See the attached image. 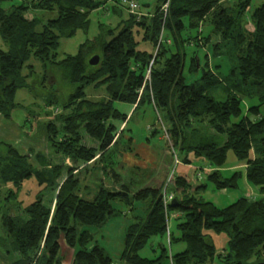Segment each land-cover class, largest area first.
Instances as JSON below:
<instances>
[{
	"label": "trees",
	"instance_id": "16d2710c",
	"mask_svg": "<svg viewBox=\"0 0 264 264\" xmlns=\"http://www.w3.org/2000/svg\"><path fill=\"white\" fill-rule=\"evenodd\" d=\"M6 1L0 0V39L6 46L0 49V116L9 119L21 107L15 102L18 90L31 89L33 84L43 87L45 80L52 83L55 72L63 73L67 86H61L66 89L61 91L52 88L50 97L44 99L45 106L59 104L62 110L44 128L52 156L65 164H53L43 154L33 153L30 156L38 165L34 167L28 155L11 145L0 153V201L6 204L0 217V264H61L62 244L72 251V264H114L93 234L78 233L77 226H103L115 216L114 204L123 201L121 196L128 206L133 199L145 201L146 214L128 225L119 264H161L167 255L160 243L155 259L139 256L152 237L167 238L169 245H185L183 251L169 256L170 264H211L215 257L224 264L264 263V3L245 20L251 0H154L150 15L138 9L114 29L101 25L95 37L78 46L75 55L59 60L61 39H70L78 31L86 33L89 13L107 8V3L113 15H121V0H22L5 12L1 5ZM165 4L164 18L161 9ZM31 10L54 11L57 17L45 22L37 16L28 19ZM204 20L212 26L206 36L198 30ZM140 43H148L151 51L139 50ZM207 45L213 55L223 47L233 51L234 78H219L209 67L207 54L201 60L194 51L188 71L200 67L202 74L186 84V48ZM93 56L99 57L96 66L88 64ZM33 59L44 68L40 84L31 80L36 75L30 63ZM219 84L227 90L221 102L208 95ZM86 87L103 89L104 96L90 99ZM245 99H255L257 104L242 107ZM115 102L132 106V114L146 104L156 112L161 110L174 155L185 165L191 158L205 160L211 169L204 175L206 183L192 185L186 175H171L169 193L174 194V207L172 202L163 204L162 189L150 187L128 195L101 186L91 199H84L79 175L88 171V165H101L117 177L105 162H114L126 132L121 125L130 118L114 108ZM157 133L152 129L150 136ZM84 139L95 145H86ZM229 150L243 163L244 172L223 177L220 169ZM110 154L113 159L108 161ZM242 177L258 188L260 198L242 197L218 208L195 197L208 184L217 191L237 189ZM31 179L37 194L22 207L18 197ZM48 194L53 198L47 203L44 197ZM170 214L178 220V237L168 228ZM207 231L226 235L222 253L217 254L215 245L206 239Z\"/></svg>",
	"mask_w": 264,
	"mask_h": 264
},
{
	"label": "rangeland",
	"instance_id": "374dc122",
	"mask_svg": "<svg viewBox=\"0 0 264 264\" xmlns=\"http://www.w3.org/2000/svg\"><path fill=\"white\" fill-rule=\"evenodd\" d=\"M21 1L22 0L6 1L2 3L1 8L5 12H9L12 7L20 4ZM135 2L139 5V13H146L144 14L146 16L152 13L154 0H135ZM263 3L264 0H251L250 6L245 12L243 18L249 20L252 11ZM106 5L107 8H101L89 13V27L86 33L78 31L74 37L60 40V46L58 49L59 60L67 55H75L78 46L84 41L95 37L101 25L114 29L121 20L128 18L129 11L126 8H121V15H113L109 3ZM34 16L39 17L45 22L48 19L56 18L57 13L54 11L32 12L31 10L26 15L28 19H31ZM139 16L141 15L139 14ZM211 28L212 26L209 23V20H204L202 26L198 30L202 31V36H206L210 33ZM212 40L215 41L216 37L212 36ZM0 49L6 50V46L1 39ZM138 49L151 51V47L148 43H140ZM194 51H197L201 60H203L204 54H207L209 58V67L219 78L223 79L228 75H230L232 79L234 78L231 75L234 66L233 60L235 59L233 51L223 47L219 54L213 55L212 47L210 45H207L204 48L187 47L185 51V67L183 69V77L186 84H191L200 78L202 74V68L200 67H196L195 72L188 71L189 59ZM30 63L34 66L36 74L35 76L33 75L31 80L33 83L37 82L40 84L43 79L44 68L39 61L34 59L31 60ZM215 66L218 67L215 68ZM49 71L50 70L48 69L47 72ZM62 74L55 72L52 78L53 82L51 83L50 81L45 80L43 87L33 84L31 89H20L16 92L15 102L19 103L21 107L12 111L9 119L0 117V153L4 154L6 152L5 145H11L21 155H28L27 160L34 167H38V165L34 162L33 157L30 156L33 153L43 154L50 158L53 164L64 163L62 162V158L52 156L51 150L46 141V132L44 128L47 122L53 120L55 116L62 112L59 104L58 106L55 105V107H53V105L52 107L44 105V99L50 97L52 88L58 89L59 87L60 91L66 90L65 88L67 85L62 78ZM30 81H28V83H30ZM61 86L65 88H61ZM225 86V84H219L217 87L211 88L208 91V95L215 101H224L227 96ZM85 92L88 98L93 100L104 96L103 89L96 90L91 87H86ZM65 94L66 93H64V95ZM242 103V107H244L246 105L257 104V101L255 99H245ZM55 108L58 110L57 113H54ZM114 108L124 114H128V117L130 118L127 124L121 125V128L124 126L126 127V132L124 133V139H122L119 144V153L114 159V162H105L107 163L106 167L112 168L117 177H114V174L109 170H103L101 165H88V171L82 170L83 172L79 175L81 178V195L84 199H91L101 186H104L110 191H124L127 192L128 195H133L137 191L147 187L159 188L162 189L163 192V185L171 175H186L191 181V184L195 185L196 169L203 172L204 175L210 171L208 167L209 164L203 159L191 158L192 161L190 165L180 163L181 159L176 154L177 157L174 155V152L171 150L172 146L169 136L164 131V126L165 129L167 127L165 125V120H162L164 115L161 110L156 112L152 105L146 104L132 114V106L119 102L114 103ZM47 111L50 112V115L45 114ZM152 129L158 130L159 133L155 136H150V131ZM130 137L133 139L132 143L126 141ZM83 142L89 146L95 145L88 139H84ZM128 147L131 148L130 151H128ZM176 158L177 160H175ZM110 159H113L112 154L107 155V160L110 161ZM175 162H178L177 165ZM66 165L69 167L72 166L70 161H66ZM220 171L223 177H229L233 172L243 173L244 165L242 162H238L232 151L229 150L227 152L225 163ZM204 175L199 183L205 182ZM33 182L34 179L26 181L21 194L18 197V202L21 201L22 207L31 203L35 199L37 188L34 186ZM125 187H127V189ZM8 188H10V186L2 188V190ZM170 191L171 189L167 187L165 193ZM195 197L204 201H209L218 208H225L239 198L245 197L249 200H255L260 198L261 195L259 194L257 187L250 185L246 179L242 177L238 182L237 189L217 191L213 189L212 185L208 184L207 189L197 191ZM1 198L2 194H0V199ZM52 198L53 195L48 194L44 197V200L48 203ZM119 198L123 201H115V216L111 217L103 226H77L78 233L82 230H87L93 234L95 243L105 249L106 253L113 258L114 264L120 263L119 258L123 251L124 236L128 225L134 223L139 218H143L146 214L145 201H137L133 199V203L128 206L124 205V198L122 196ZM5 208L6 204L0 201V217L4 213L3 211ZM177 223L178 220L171 218L168 222V228L174 236L178 237L179 233L175 229ZM2 233L0 226V235H2ZM205 234L206 239L210 240L215 245L217 254L222 253L227 242L226 235L215 234L211 231H207ZM159 243L163 245L167 255V258H164L161 264H170L169 256L179 253L185 248L183 243H172L169 245L167 238L152 237L145 248L139 252V256L148 259H155L160 255ZM60 256L62 258L61 264H72V251L68 250L64 244L61 246ZM8 261H10V259H8ZM252 262L255 263L256 261L253 259ZM211 264L224 263L215 257Z\"/></svg>",
	"mask_w": 264,
	"mask_h": 264
},
{
	"label": "built area",
	"instance_id": "2783aa9c",
	"mask_svg": "<svg viewBox=\"0 0 264 264\" xmlns=\"http://www.w3.org/2000/svg\"><path fill=\"white\" fill-rule=\"evenodd\" d=\"M121 4L124 6V8H126L129 11V13L136 14L138 9H139V5L134 0H121ZM167 6H168V4H165L162 7V9H161L164 18H165L166 13H167ZM57 112H58V110L55 109L54 113H57ZM175 163L177 164L178 162H175ZM169 186H170V182L167 179L166 183L163 185L164 190H163L162 202H163L164 205H168L174 199V194L173 193H169V192L165 193L166 188L169 187ZM174 217H176L175 214L168 215V219L169 218H174Z\"/></svg>",
	"mask_w": 264,
	"mask_h": 264
},
{
	"label": "water",
	"instance_id": "95a60500",
	"mask_svg": "<svg viewBox=\"0 0 264 264\" xmlns=\"http://www.w3.org/2000/svg\"><path fill=\"white\" fill-rule=\"evenodd\" d=\"M99 62V57L98 56H93L88 60V64L90 66H96ZM196 66H198V60H196ZM171 205L174 207L176 206L175 200L172 201ZM256 264H264L263 262H259Z\"/></svg>",
	"mask_w": 264,
	"mask_h": 264
},
{
	"label": "crops",
	"instance_id": "0c3cea01",
	"mask_svg": "<svg viewBox=\"0 0 264 264\" xmlns=\"http://www.w3.org/2000/svg\"><path fill=\"white\" fill-rule=\"evenodd\" d=\"M141 14H146V13H141ZM0 117H2V116H0ZM190 165V164H189ZM209 170H211L210 168H209ZM203 172H200V171H198L197 169H196V171H195V176H196V179H195V181H196V183H199L200 181L198 180V178L201 176L202 178H203ZM222 191H224V190H222ZM71 262H72V260H71Z\"/></svg>",
	"mask_w": 264,
	"mask_h": 264
}]
</instances>
